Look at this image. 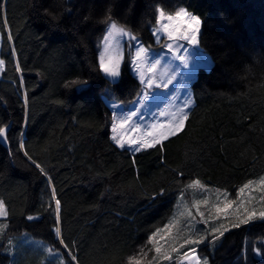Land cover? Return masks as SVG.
<instances>
[{"label": "trees", "instance_id": "obj_1", "mask_svg": "<svg viewBox=\"0 0 264 264\" xmlns=\"http://www.w3.org/2000/svg\"><path fill=\"white\" fill-rule=\"evenodd\" d=\"M158 6L166 12L186 7L202 18L201 47L213 64L199 69L190 85L194 108L187 130L166 142L163 153L136 154L133 164V155L109 140L111 111L102 96L110 89L109 99L130 101L138 83L125 65L114 88L103 80L94 44L109 10L118 23L148 38ZM0 59V126L11 125L15 153L9 156V146L0 144L6 234L48 241L68 260V249L53 234L55 189L63 238L78 264H126L152 231L170 221L181 189L187 199L190 181L231 197L264 177V0H0ZM74 79L89 83L65 87ZM21 139L51 185L17 151ZM29 215L37 219L29 221ZM262 239L264 222L231 229L214 251L204 245L200 256L209 264H245V241L264 251ZM256 256L246 264H264V255Z\"/></svg>", "mask_w": 264, "mask_h": 264}, {"label": "snow or ice", "instance_id": "obj_2", "mask_svg": "<svg viewBox=\"0 0 264 264\" xmlns=\"http://www.w3.org/2000/svg\"><path fill=\"white\" fill-rule=\"evenodd\" d=\"M65 2L70 4L71 0ZM68 11L70 12L71 9L69 8ZM45 15H51L48 9H45ZM154 15L155 20L150 27L149 39L159 47V51L153 49L152 43L145 44L142 37L134 33L131 28L114 20L111 10L104 21V35L98 49L96 71L102 74L103 80L114 88L122 79L123 64L131 66V71L138 82L136 95L132 100L117 103L114 98L106 101L111 111L109 140L115 148L131 153L133 164L136 154L149 150L163 153L166 142H170L171 138L178 137L187 130L186 125L194 108V95L190 85L197 78L199 69H208L213 64L201 47L204 21L200 16L186 7H179L174 12H166L159 6L155 8ZM51 18L57 19L56 16ZM7 39L11 42L13 37L9 34ZM11 54L13 57L16 56L15 49H12ZM164 60H167L166 64H162ZM174 61H179V65L173 67ZM4 68L5 60L0 59V71ZM181 68L186 71L181 72ZM15 71H21L19 63L16 64ZM178 74L179 88L173 85ZM88 83V80L74 79L67 82L65 87L87 86ZM169 85L173 87L169 89ZM181 88L185 90L182 102ZM159 89H168L170 95H166L167 103L163 108L156 105L157 110L152 111V101L156 99V92ZM109 93L110 89H106L105 95ZM147 113H151V119H147ZM10 128V124L0 126V144L8 145L9 156H14L15 153L10 147L11 138L8 135ZM17 151L22 152L30 165H34L35 169L39 170L40 176L47 178L51 185L52 180L48 171L29 155L26 142L22 139L18 143ZM174 172L178 178L184 175L178 169ZM177 183L180 181L177 180ZM254 184H258L262 193L261 203L264 204V177H260L258 181L249 180L241 186L236 191L235 199L230 198L229 193L224 191L211 205L208 199H204L193 201L189 207L181 200L179 216L183 218V227H187V232L173 233L172 229L175 226L173 222L165 224L163 228L157 227L147 236L139 252L127 258L126 264H157L158 260L167 261L169 264H209L207 257L198 254L201 245H208L214 251L222 243L225 233L230 232L231 229H239L255 221L264 222V207L257 209L254 204L255 198L246 195V190H257L253 187ZM184 188L206 191V186L198 179L190 181ZM180 191L182 197L183 189ZM165 194V189L161 188L158 195ZM51 200L55 202L56 211V227L53 230L55 239L59 241L62 249H68L69 259H60V264H78V257L71 252L70 246L63 238L60 227L61 201L55 189L52 191ZM202 205L204 210H201ZM192 209H195L194 213ZM7 215L6 201L0 199V218H5ZM27 219L32 221L37 217L29 215ZM173 219L175 220V217ZM7 228L8 225L0 224V239L5 237ZM260 242L264 243V239ZM13 244V239L9 237V247L11 248ZM149 251L155 255L151 259H145ZM252 251L256 255H264V251L256 244H253ZM173 253L177 255L173 257ZM56 254L60 255L59 251Z\"/></svg>", "mask_w": 264, "mask_h": 264}, {"label": "rangeland", "instance_id": "obj_3", "mask_svg": "<svg viewBox=\"0 0 264 264\" xmlns=\"http://www.w3.org/2000/svg\"><path fill=\"white\" fill-rule=\"evenodd\" d=\"M176 10H178V8ZM152 24H154V23H152ZM152 24H150L149 27L146 29V33H147L148 38H146V36H142V39H143L145 44L152 43L153 49L155 51H159V47L157 45H155L149 39L150 27ZM103 35H104V31L100 35V37H98L96 39V42L94 44L95 49H96L97 67H98V56H99L98 49H100ZM166 63H167V60L162 61V64H166ZM178 65H179V61L173 62V67H176ZM123 66L124 65L122 64V68H123ZM126 67H128V70L130 69V71H131L130 65H127ZM180 71L184 72L186 70L181 68ZM130 77H131V79L133 78L136 83H138L137 80L135 79L134 73L132 71H131ZM173 85H175L177 88L180 87L179 77L177 78V80L173 81ZM173 85H169V89H171L173 87ZM184 91L185 90L183 88H181V90H180L181 102L183 101V98H184V96H183ZM166 95H170V93L168 92V89L157 90L156 99L152 101V111L157 110L156 105H158L160 108H163L164 104L167 103V100L165 98ZM102 97L104 98V101L111 100L106 95H103ZM117 103H120V102H117ZM146 117H147V119H151V113H147ZM110 120H111V118H110ZM253 187L256 188L257 190L256 191L246 190V195H251L255 198L254 204H255L257 209H259L260 207H264V204L261 203L262 193L259 190L258 184H254ZM210 191L211 190H207V188H206V191H201L198 188H193V189H189V192L187 193L188 194L187 199L184 200V197L180 196L181 199L179 198L180 200H179L178 204H176V206H175L174 214L171 217L170 221L168 222V223L173 222L175 225L172 229L173 233H175L177 231H182L183 233H186L188 230L187 227H183L184 220H183V218H181L179 216V211H180L179 205H180L181 200L184 204L188 205L189 207H191V204L193 203V201H202L204 199H208L209 204L211 205L213 202L217 201V196H219L220 193H222V191L220 192L219 190H215V191L212 190L213 194H211ZM202 192H204V194H203L204 197L200 198V199H195V194H202ZM191 196H193L194 198ZM220 198L222 199L223 197L221 196ZM230 198L235 199V195L231 196ZM54 209H55V202H54ZM201 210H204L203 205L201 206ZM192 211L194 213L195 209H192ZM174 217H175V220L173 219ZM197 219H199V218H197ZM257 222H260V221L252 222L250 225H253ZM0 224L8 225L7 224V218L6 217L0 218ZM250 225H245V226H241V227L246 228V227H249ZM200 227L202 228L203 226H200ZM8 229H9V227L5 230L6 233H7ZM53 234H54V231H53ZM54 236H55V234H54ZM9 237H11L14 241V244L11 248L8 245V238ZM161 243H163V241ZM252 246L253 245L251 244V242H249L248 240L245 241L244 250L242 251V255H241L243 262L245 264L248 262V260L252 261L253 258L254 259L257 258L256 254L252 251ZM203 247H204V245H201L200 248L198 249L199 255H200L199 250L202 249ZM6 249H7V251H6ZM48 249H52V251H48ZM57 251L58 250H54V248L49 244L48 241L45 242V241H43L39 238H36L34 236L31 237L30 235H27L26 233H21L20 235H15V236H11L10 234H6L3 239H0V255L5 256V257H2L4 259H2V258L0 259V264H60V259L67 260L64 258L62 253L59 252L60 255H57L56 254ZM249 254L252 257V259L249 256ZM154 255H155V253L151 256L148 255L145 259H151L152 256H154ZM172 255H173V257H175L177 254L173 253ZM157 264H169V262L163 261V260H158ZM236 264H238V261H236Z\"/></svg>", "mask_w": 264, "mask_h": 264}]
</instances>
